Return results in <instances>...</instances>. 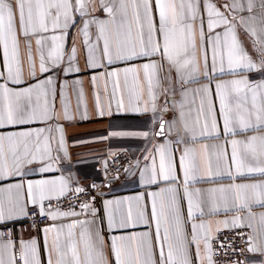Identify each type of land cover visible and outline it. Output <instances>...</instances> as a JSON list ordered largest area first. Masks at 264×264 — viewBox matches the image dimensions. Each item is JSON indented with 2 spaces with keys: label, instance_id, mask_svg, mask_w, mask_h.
<instances>
[{
  "label": "snow or ice",
  "instance_id": "obj_1",
  "mask_svg": "<svg viewBox=\"0 0 264 264\" xmlns=\"http://www.w3.org/2000/svg\"><path fill=\"white\" fill-rule=\"evenodd\" d=\"M98 2L104 18L97 0H0V264H264V0ZM78 23L95 116L140 129L101 139L147 141L150 164L124 171L156 191L104 200L69 149L90 119L83 81L75 112L56 84L81 71Z\"/></svg>",
  "mask_w": 264,
  "mask_h": 264
},
{
  "label": "crops",
  "instance_id": "obj_2",
  "mask_svg": "<svg viewBox=\"0 0 264 264\" xmlns=\"http://www.w3.org/2000/svg\"><path fill=\"white\" fill-rule=\"evenodd\" d=\"M95 16L104 18L105 14L101 11L99 7V2L97 0L96 9L92 13ZM95 26H92L90 33L92 34V41L95 42ZM76 48V59L78 61V66L80 67V73H70L68 75L61 74L56 81L57 90L59 92V85L63 84L65 81L68 83V88L66 89L67 96L70 100L71 107L73 112H75L77 104V92L80 85L76 84L77 80L83 81V89L85 93V102L89 110L90 119L86 121H81L76 123L72 128L68 129L69 137H79L84 141L83 143L78 142L77 140L69 139V149L74 154L83 157L89 161V166L93 169V177L88 181L90 184L92 181L101 182L104 177V161H109L113 156L110 153H116L118 151H127L133 159L132 166H135L139 161L140 167H143L145 164H150L149 160H146L145 157L149 154L145 151L146 147L150 148L147 141L137 138V137H123V138H110V139H101L105 136L109 129V121L114 120L117 123L122 125H127L125 127L117 128L115 130L119 131H139V127L135 125L132 118L123 119L120 118L117 120L116 117H105L99 118L95 116L93 112L94 100H93V85L90 83V77L92 72L90 69H87L85 66V57L87 54V45L85 43V38L81 34L80 24L78 23L75 27L69 29L68 36L65 40V66L67 65V57L71 53L72 48ZM33 55L36 56V45L33 41ZM37 75L39 76V59L37 57ZM25 78L27 79V71H25ZM101 95L103 97V82L100 83ZM106 103V100H105ZM60 98L59 95L56 99V105L59 106ZM114 107V105H113ZM83 109V105H81ZM163 138L157 137L155 142H162ZM130 171H137L135 167H132ZM52 175H58V173H53ZM223 183H228L227 178H221ZM135 177L125 174L117 180L112 181L110 184L106 185V197L104 200H115L122 197L134 196L138 193H148L158 190L156 186L142 185L138 181L133 182ZM150 206V200L148 201ZM254 212H261L264 209L256 207L253 209ZM226 217L224 215H218L208 218L211 221L213 231L215 233L216 221L223 220ZM257 227H259L257 222H254ZM222 230H225L221 226ZM142 231L144 229H138ZM19 231V228L17 229ZM217 234V233H215ZM252 255V254H249Z\"/></svg>",
  "mask_w": 264,
  "mask_h": 264
},
{
  "label": "built area",
  "instance_id": "obj_3",
  "mask_svg": "<svg viewBox=\"0 0 264 264\" xmlns=\"http://www.w3.org/2000/svg\"><path fill=\"white\" fill-rule=\"evenodd\" d=\"M132 163H133L132 156L127 151L123 150V151L116 152L115 155H113L107 163V168H108L107 176H106L105 170H104V177H103V180L101 182H98V181H92L91 182V183H95V184L99 185V189L93 190V194H97V191L102 192L103 193V199H105V197H106V185H107L108 181L111 180L112 177L117 174V170H119V176L120 177L124 176L126 174L124 169H128L130 167V165L132 166ZM99 206L100 205H98V207ZM243 231L245 234H248L250 230L245 228ZM216 235L219 237V239L224 240L225 243H227V240L236 238V230L225 229V230H221ZM236 239H238V238H236ZM238 246L243 247V244L240 243Z\"/></svg>",
  "mask_w": 264,
  "mask_h": 264
}]
</instances>
